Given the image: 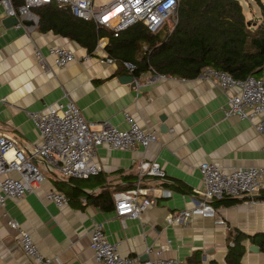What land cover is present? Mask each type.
<instances>
[{
	"label": "crops",
	"instance_id": "crops-1",
	"mask_svg": "<svg viewBox=\"0 0 264 264\" xmlns=\"http://www.w3.org/2000/svg\"><path fill=\"white\" fill-rule=\"evenodd\" d=\"M4 17L0 7V134L15 137L20 146L37 143L30 114L43 113L46 106L69 99L93 128L106 122L124 130L126 114L137 127L154 132L157 138L145 149L98 148L95 161L100 172L95 180H101L100 185L87 182L78 188L53 170L43 174L36 190L5 202L0 207V264H33L22 253L17 233L6 226L8 219L17 222L39 254L53 259V264H97L88 248L93 224L101 225L106 239L117 244L120 256L134 258L137 264L156 259L225 264L230 231L248 237L264 235V191L252 200L226 198L233 201L228 205L211 202L223 226L198 215L177 226L164 222L166 216L197 205L193 190L201 185L197 169L201 162L227 172L250 167L264 172L262 139L254 123L224 116L228 92L199 76L187 80L141 74L133 78L135 85L130 87L118 82L122 74L115 75V64H102L85 49L50 32L35 29L25 34L13 26L4 28ZM56 46L66 47L74 55V61L61 69L46 55L48 48ZM34 49L43 58L41 65L33 56ZM140 160L155 161L163 178L141 179V186L155 197V203L139 218L121 219L113 204L111 210H101L87 202L86 195L101 190L109 191L112 201L113 194L133 188ZM159 190L169 191L170 197L160 196ZM50 191L70 194L71 199L56 208L44 199ZM242 245L241 264H264L262 254L247 250L254 245L249 238Z\"/></svg>",
	"mask_w": 264,
	"mask_h": 264
},
{
	"label": "built area",
	"instance_id": "built-area-1",
	"mask_svg": "<svg viewBox=\"0 0 264 264\" xmlns=\"http://www.w3.org/2000/svg\"><path fill=\"white\" fill-rule=\"evenodd\" d=\"M181 0H110L97 5L94 0H22L13 7L11 0H0L4 16L13 17V27L25 34L33 32L38 23L32 9L53 5L67 11L74 18L92 23L99 28L101 35L89 55L100 63L113 65L105 51L107 37L116 38L120 32L134 24H141L146 31L154 33L171 20L176 22L175 8ZM56 68L61 69L74 61L73 53L66 47L56 46L47 49ZM33 56L42 64V56L34 49ZM128 71L130 64H123ZM163 77V76H162ZM206 81H214L224 92H228L224 116H234L254 123V129L262 139L264 152V65L257 77L248 76L243 80L232 79L227 73L204 69L199 75ZM43 113L29 116L38 136V142L20 146L15 137L0 134V207L7 201H15L36 190L43 181V174L57 171L62 178L86 180L100 172L95 161L96 150L105 146L108 150L128 151L135 146L145 149L156 141L154 132L137 127L128 115H124L127 128L119 130L103 122L97 128L87 124L75 104L65 99L48 105ZM201 185L193 190L196 204L190 210L177 211L164 219L166 226L181 225L192 216L209 217L216 225L224 222L216 217L211 202L222 199H249L264 191V172L258 168H236L222 171L209 162L197 166ZM138 180L135 186L112 196L115 215L121 219H137L155 203V197L148 195L141 179L146 177L163 178V172L155 161L140 160L137 164ZM160 196L168 198L170 192L159 190ZM44 199L56 208L68 202L61 192L50 191ZM6 226L17 233L18 245L26 258L33 264H53L54 260L39 254L30 236L21 230L14 220L8 219ZM88 248L97 264H137L131 257H122L117 252V244L106 239L100 224H93L88 236ZM157 253V252H156ZM158 254V253H157ZM145 264H179L173 259H156Z\"/></svg>",
	"mask_w": 264,
	"mask_h": 264
},
{
	"label": "trees",
	"instance_id": "trees-1",
	"mask_svg": "<svg viewBox=\"0 0 264 264\" xmlns=\"http://www.w3.org/2000/svg\"><path fill=\"white\" fill-rule=\"evenodd\" d=\"M259 7V19L250 22L242 13L238 0H181L175 8L174 25L163 26L149 33L141 24H134L116 38L104 34L105 51L116 66L115 75L138 78L141 74H156L180 79H194L204 69L227 73L232 79L243 80L257 77L264 65V4L255 0ZM12 6L22 0H11ZM37 17L36 30L50 32L85 49L90 55L98 38L103 35L92 23L74 18L67 11L44 5L32 9ZM123 64H130L128 71ZM99 173L87 180L68 178V182L80 188L100 185L95 180ZM90 186V184H88ZM131 186L128 185L127 189ZM71 199L70 194H65ZM88 203L101 210H111L110 192L101 190L86 195ZM224 205L233 201L219 200ZM249 238L264 258V235L245 236L230 231L224 257L225 264H241L244 253L242 241Z\"/></svg>",
	"mask_w": 264,
	"mask_h": 264
},
{
	"label": "rangeland",
	"instance_id": "rangeland-1",
	"mask_svg": "<svg viewBox=\"0 0 264 264\" xmlns=\"http://www.w3.org/2000/svg\"><path fill=\"white\" fill-rule=\"evenodd\" d=\"M110 0H94L97 5L107 4ZM242 9V13L245 18L250 22H256L259 19V7L255 0H238ZM261 4H264V0H260ZM171 20H168L165 24L171 25Z\"/></svg>",
	"mask_w": 264,
	"mask_h": 264
},
{
	"label": "water",
	"instance_id": "water-1",
	"mask_svg": "<svg viewBox=\"0 0 264 264\" xmlns=\"http://www.w3.org/2000/svg\"><path fill=\"white\" fill-rule=\"evenodd\" d=\"M4 28L12 27L15 24V19L13 17L6 16L1 21ZM118 82L122 84H129L130 87H133L135 85L134 79L129 75H123L118 77ZM262 87L264 89V84H262ZM164 128V126H162ZM254 197H252L253 199ZM248 251L258 252L257 248L253 245H250L247 248Z\"/></svg>",
	"mask_w": 264,
	"mask_h": 264
}]
</instances>
